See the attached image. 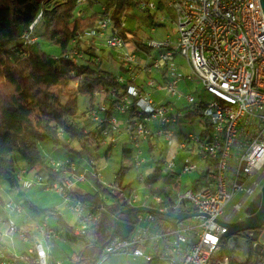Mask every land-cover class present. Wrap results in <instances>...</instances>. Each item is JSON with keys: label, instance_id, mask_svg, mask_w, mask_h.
<instances>
[{"label": "built area", "instance_id": "1", "mask_svg": "<svg viewBox=\"0 0 264 264\" xmlns=\"http://www.w3.org/2000/svg\"><path fill=\"white\" fill-rule=\"evenodd\" d=\"M163 1L175 15L173 43L169 39L148 43L145 55L138 57L125 50L118 35H106L110 20L104 18L72 40L75 48L64 59L72 66L83 63L98 67L99 52L103 48L117 52L121 75L113 79L116 88L93 92L94 98L102 97V103L84 114L88 125L85 132L99 137V146L112 147L122 130L136 152V170L147 163L141 158L143 144L150 150L162 141L174 150V157L178 152L186 153L188 158H184L179 174L173 173L174 157L155 164L165 178L145 183L149 194L143 203L162 215L192 216L175 221L146 214L142 224L138 216L126 239L109 233L100 247L92 245L100 251L94 264H104L117 255L142 258L146 262L156 260L157 264H230L228 257L218 256L227 228L217 221L231 224L233 216L264 183V9L259 0ZM85 2L76 0V7L80 8ZM135 2L141 12H157L162 0ZM39 18L40 15L37 20ZM37 20L20 37L24 47L35 40L31 33ZM167 20L170 19L161 17L158 21ZM78 41L82 44L76 48ZM153 50L157 53L151 54ZM176 57L183 60L187 70L185 76L175 62ZM101 76V73L96 74L97 78ZM182 80L200 84L211 100L196 103L191 95L186 96L189 106L198 107L187 114L168 102L159 105L154 102L153 95L161 92L166 99L181 100L183 96L178 92V85ZM74 83L77 86L79 81L75 79ZM146 89L151 92L145 93ZM199 112L207 121L205 130L199 135L181 131L184 119H192ZM57 135L65 137L62 129ZM192 156L206 167L197 181H193L191 189L183 191L181 176L199 172ZM88 166H91L90 171L71 160L50 161L47 164L50 173L59 174V178L46 182L38 175L26 180L29 172L20 166L16 176L18 185L21 183L23 188L30 189L45 184L46 190L60 196L77 222L63 237L51 227L47 216L35 218L21 205L5 202L0 206L5 214L4 217L0 215V264H62L53 259L49 242L85 238L106 211L104 206L93 210L90 204L81 202V195L76 192L78 184L89 183L103 203L107 201V192L117 197L118 204L123 203L128 208L136 205L137 197L125 195L115 178L113 182H105L99 167L94 163ZM173 180L177 187L168 185ZM159 181L162 185L157 184ZM200 181L204 183L202 188L197 187ZM240 194L231 213L224 214L227 205ZM12 215L26 216L23 228L15 224ZM2 239L8 240L9 245ZM14 239L21 244L20 250L13 248ZM257 264H264L260 254Z\"/></svg>", "mask_w": 264, "mask_h": 264}, {"label": "trees", "instance_id": "2", "mask_svg": "<svg viewBox=\"0 0 264 264\" xmlns=\"http://www.w3.org/2000/svg\"><path fill=\"white\" fill-rule=\"evenodd\" d=\"M87 3L89 10L81 14L76 7V0H0V186L5 184L10 190L17 189L16 176L20 166H24L29 173L45 170L47 181H56L59 178V174H51L47 167L46 158L40 147L43 142H48L52 148L60 146L66 149L79 162L83 157L88 162L98 159L93 158L90 151L94 147H100V138L85 132L88 127L86 123L80 128L73 120L77 116L78 95L89 97L88 106L81 114L83 117L86 111L94 106V91L116 88L112 83L115 74L109 69H101L102 66L108 68L106 63L112 61L111 54L109 53L105 59L101 58L98 67L83 63L72 66L64 56L75 48L72 40L78 35H83L96 21L104 18L110 20L108 37L118 35L121 39H126L130 32L122 26V20L126 12L136 8L137 4L135 0H105L96 10L93 1L87 0ZM159 12L161 9L158 7L156 14ZM156 14L148 18L153 20ZM39 15L40 18L37 20ZM36 20L31 33V38L35 40L24 47L22 42H19L20 37L23 32H28L29 26ZM40 25L39 34L37 30L40 29ZM131 41L134 42L136 50L140 52L147 50L143 42L134 38ZM41 43L55 47L59 57L56 60L50 57L48 61L47 54L40 48ZM76 44L77 48L82 43L78 41ZM98 73L102 74L100 78L96 77ZM75 79L79 83L74 93L68 95L66 101L62 102L60 94L56 93L55 89L64 90ZM59 129L63 130L67 140L78 144L79 151L71 149L69 144L58 137ZM111 149L112 147H109L107 152L109 153ZM127 152L130 153L124 151ZM127 170L128 168L121 167L115 176L121 186ZM161 177L165 178L160 174V170L155 168L144 180V184L152 183ZM166 179L170 180V177ZM125 188L122 186L123 191ZM105 194L107 200L109 198L114 203H119L113 194L107 192ZM79 199L90 204L93 210L104 205L94 192L86 193ZM24 206L26 212L35 218L47 216V211H40L30 203H25ZM56 217L60 227L68 230L67 224L58 213ZM107 238L108 235L103 242ZM228 240L222 238V248L218 256H226L230 264H235L228 248ZM100 245L95 244L97 248ZM99 256L98 249L94 253H86L85 250L78 264H94ZM258 257L259 254L253 264H257ZM247 264H250V258Z\"/></svg>", "mask_w": 264, "mask_h": 264}, {"label": "rangeland", "instance_id": "3", "mask_svg": "<svg viewBox=\"0 0 264 264\" xmlns=\"http://www.w3.org/2000/svg\"><path fill=\"white\" fill-rule=\"evenodd\" d=\"M93 1L94 4V9L98 10L101 4L104 3L105 0H91ZM90 3V2H88ZM87 3V0L83 6L78 8V11L84 13L86 10H89V4ZM161 6L158 7L161 9V12L157 13L155 11H146V12H141L137 7L132 8L128 10L124 16V19L122 20L123 26L129 30L130 36H127L126 39H122L125 50L128 51L129 53H136L138 57H143L145 54L143 52H140L136 50L134 42L131 41L132 38L136 39L139 42H143V44L148 47V43L151 42H164L167 39H169L172 43L174 42L176 38V28L172 22L175 21V15L174 12L167 7L166 2L162 0V3H160ZM156 14L155 19H149V16H152L153 14ZM161 17H166L169 18L170 20H167L166 22H160L158 21ZM40 29L37 30V32L40 34L41 30V25L39 26ZM154 29V32H151V29ZM106 35H109V31H106ZM21 42V40H19ZM41 50L47 54L48 56V61H50V57L56 58L59 57V52L55 47H52L46 43H41L40 45ZM111 54L110 60L107 64L108 68L106 66H102V70L109 69L112 71V73L115 74V76L121 75V72L119 70V62L117 60V52H115L113 49H106L103 48L101 52H99V57L100 58H107L108 54ZM157 53L156 50H153L151 54ZM177 66L181 68L183 71V75L185 76L187 73L186 68L184 67V63L182 58L176 57L175 60ZM56 65V64H55ZM155 76V73L153 74ZM77 86L75 85L74 82H71L70 85L62 90V89H55L56 93L60 94V98L62 102L66 101V98L68 95L74 93L75 88ZM151 92L150 89H146L145 93ZM178 92L182 94L183 98L181 100H176V99H166L164 96V93H158L153 95L154 102L156 104L160 103H170L172 104L175 108L182 110L183 114H187L188 112H194L198 108L196 105L194 106H189L186 103L185 97L188 95H191L196 103H207L208 101L211 100V97L206 94V92L203 90L200 84H194L187 82L185 80H182L179 85H178ZM88 100L89 97L86 95H78L77 96V116L73 120L76 122L75 124L78 125V127L83 128L85 126V121L81 114L85 111V109L88 106ZM102 103V97L97 96L94 98V105H98ZM198 105V104H197ZM206 119L202 117V113L199 112L196 117H192V119H184L183 125L180 126L181 131L184 133L188 134H195L199 135L202 133V131L205 130V124H206ZM65 143H66V138H62ZM69 146L73 150H80V147L78 146L77 143L70 142ZM41 152L43 156L46 158L47 164L50 161H64V160H73L79 165L80 167H85L79 160L72 154L68 153L66 149L58 146L55 148H52V146L48 142H43L41 144ZM108 146H100L99 148H93L91 152V156L93 158L97 157L98 159L94 161L95 166L97 167H103L102 177L105 182H113L117 172L121 167L128 168L125 177L122 181V186L126 187L125 188V194L130 193L132 196H136V205L133 207H136L140 203L144 202L143 199L149 194V190L144 184V180L147 179L151 173V171L155 168V164L158 163L161 160H169L172 157H174V150L169 149L166 147V145L162 142L159 141L156 145L155 148L150 149L148 151V146L143 144L141 146V153L142 156L141 158H145L147 160V163L144 166H141L138 170L135 169L134 167V158L136 152L132 150L131 144L128 141V137L124 134L122 130L119 131V134L116 136V141L115 144H113L112 149L108 153ZM129 151L130 153H124V151ZM107 155V156H106ZM194 156L191 157L192 161H196L199 166V172H196L190 176H181V188L183 191L191 189L193 181L196 180L198 175L200 174L201 171L205 170V164L201 163L200 161H197L196 158H193ZM84 158V157H83ZM184 158H188L186 156V153L184 152H178L177 156L174 157L175 162H176V168L173 170V173L179 174L180 168L182 166ZM87 170H91V166H86ZM166 169L163 167V171ZM38 175L39 177L42 178L44 182L47 181L46 177V172L45 170H35L32 171L26 176V180H33L34 176ZM141 179V180H140ZM197 181V180H196ZM158 185H162V181L157 182ZM169 186L173 185L175 187L178 186L176 183V180H173ZM204 186L203 182H199L197 184L198 188H202ZM264 186V183L260 185L258 189L253 193L252 197L244 204L239 212H237L232 220L231 224L238 223L239 221L243 220L246 216L245 214V209L249 205V203L260 193V190ZM79 188H81L83 191L86 193H93L95 190L91 187L89 183L87 184H78ZM248 188V186L246 187ZM0 191L3 194V197L9 199V201L14 202V203H19L23 204L25 202L31 203L35 207H37L38 210L40 211H47V218L48 222L51 225V227L58 231L60 236H65L66 231L65 229L61 228L60 225L57 223V213L58 215L63 219V221L67 225H75L77 222L76 217L69 211L68 207L65 205L63 200L60 198V196L54 194L53 192L46 190L45 189V184L41 185H35L30 189H25L22 187V184L20 183L18 185L17 189L10 190L8 186L5 184H2L0 186ZM241 198V194L238 196H235L232 201L227 205V207L224 209V214H230L231 211L234 208V205L238 203V201ZM106 206L111 207L112 206V201L109 199L106 202ZM26 211V209H25ZM2 212V211H1ZM1 215V213H0ZM2 216V215H1ZM145 214H140L141 220L139 224L143 223V219L145 218ZM12 220L15 222V224L19 228H23L22 223H24L25 216L24 215H12L11 216ZM230 240V239H229ZM228 240V242H229ZM2 241L6 244L9 245V241L6 239H2ZM248 242V248L251 253L250 257V264H253L256 260L257 253L254 248V246H264V228H261L259 230V234L257 235L256 241H251L249 238L246 240ZM102 236H99L95 244L98 246L102 244ZM49 244L55 248H57L60 252L61 255L65 257V259L70 260V262H65V264H74L79 260V256L84 253L86 250L87 252H96V249L91 246V244L86 248V240L84 239H74V240H65L60 241L56 240V242L50 241ZM12 246L14 249L20 250L21 249V244L14 239L12 242ZM237 247V246H235ZM234 253L241 255V250L239 247L233 251ZM57 253V252H56ZM58 254V253H57ZM146 254H149V250L147 251ZM59 255V254H58ZM104 264H157L156 260H153L152 262H146L142 258H131V257H126L123 255H117L111 257L108 261H106ZM161 264V263H159Z\"/></svg>", "mask_w": 264, "mask_h": 264}, {"label": "water", "instance_id": "4", "mask_svg": "<svg viewBox=\"0 0 264 264\" xmlns=\"http://www.w3.org/2000/svg\"><path fill=\"white\" fill-rule=\"evenodd\" d=\"M261 8L264 9V0H259ZM264 12V10H262ZM125 207V204H122ZM152 214L156 217L169 218L175 221H181L190 218L192 215H174L171 213L160 214L156 209L141 206L135 208H127L124 212L116 213L111 218V235L119 236L122 239H126L127 236L133 230V224L127 223L121 220L120 214H132L134 221H138V214ZM245 218L238 223L224 224L217 220L219 224L227 228V231L222 235L223 237H229L228 242L229 250L233 249L235 246L239 247L241 250V255L231 252L232 260L235 264H247L250 258V251L248 248V243L244 239H239L236 237L237 234L244 232L249 240L256 241L259 230L264 228V186H262L260 193L255 197L245 209ZM212 219V218H211ZM256 253L264 257V248L260 246H254Z\"/></svg>", "mask_w": 264, "mask_h": 264}, {"label": "crops", "instance_id": "5", "mask_svg": "<svg viewBox=\"0 0 264 264\" xmlns=\"http://www.w3.org/2000/svg\"><path fill=\"white\" fill-rule=\"evenodd\" d=\"M79 151V150H77ZM85 167L89 164H93L94 161H90L88 162L87 159L84 157L81 159L80 161ZM81 166V165H80ZM103 167H99L101 169V172H104L103 170ZM76 192L82 196L86 195V192L83 191L81 188L77 187L76 186ZM125 192V191H124ZM130 194V193H129ZM126 195V194H125ZM0 199H1V202H0V206H2L5 202L9 201V199L4 198L3 197V194L2 192L0 191ZM117 199V198H115ZM109 200V198H108ZM107 200V201H108ZM106 201V202H107ZM112 201V200H111ZM106 202L104 203V207H105V212H103L101 214V221L100 223L93 229H91L88 233V235L84 238V240H86V242H88V244H86V248L91 244V246L95 243L96 239L99 237V236H102V240H104V238L110 233V230H111V218L114 214L116 213H120V212H124L128 207H122V204H118V203H114L112 201V206L111 207H108L106 206ZM25 203H28V202H25ZM25 203L23 204H19L23 207V209L25 210ZM31 204V203H30ZM34 206V205H33ZM141 206H145L147 207L146 204H144L143 202L140 203L139 205H137L136 207H141ZM35 207V206H34ZM37 208V207H36ZM130 208H135V207H130ZM2 210H0V213L2 215V217L5 216L4 212H1ZM26 212V211H25ZM146 215V214H145ZM138 216L140 217V213L138 214ZM121 218L122 221L124 222H127V223H131L133 224L134 223V217L132 216V214H120L119 216ZM142 218V217H140ZM25 219H26V216H25ZM26 222V220L24 221V223ZM22 223V225L24 224ZM72 227V225H67V228L70 229ZM66 231V230H65ZM83 239V238H82ZM65 240H68V239H65ZM65 240H62L63 242ZM53 242H56V241H53ZM50 245V244H49ZM50 248H51V252H52V257L53 259L61 262L62 264H65V262H70V260L67 261V259H65V257L63 255L60 254V252H58L59 250L53 246L50 245ZM59 254H57V253ZM90 253V251L88 252ZM81 256V255H80ZM80 256H79V260H80ZM79 260L77 262H75L74 264H78ZM83 264V263H82Z\"/></svg>", "mask_w": 264, "mask_h": 264}, {"label": "flooded vegetation", "instance_id": "6", "mask_svg": "<svg viewBox=\"0 0 264 264\" xmlns=\"http://www.w3.org/2000/svg\"><path fill=\"white\" fill-rule=\"evenodd\" d=\"M236 237L239 238V239H244V240H247V238H248V236L244 232L237 234ZM223 239H230V238L229 237H223ZM235 249H237V247H234L233 249H231L230 252H233Z\"/></svg>", "mask_w": 264, "mask_h": 264}]
</instances>
